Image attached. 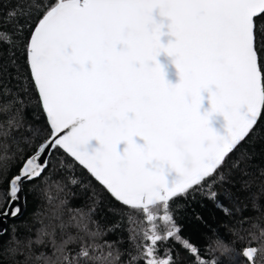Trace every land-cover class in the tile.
<instances>
[{
	"label": "snow or ice",
	"instance_id": "1",
	"mask_svg": "<svg viewBox=\"0 0 264 264\" xmlns=\"http://www.w3.org/2000/svg\"><path fill=\"white\" fill-rule=\"evenodd\" d=\"M154 11L167 19V35L174 38L167 43L161 42L165 25L154 19ZM6 35L0 30V39ZM262 51L264 0H57L32 28L26 44L32 82L52 134L33 154L24 156L18 147L20 166L11 176L0 162V207L7 205L0 210V221L21 214L25 185L43 176L50 164L47 157L58 150L78 161L124 206L142 210L147 220L155 218L154 208L166 205L171 213L174 199L211 187L209 181L216 182L234 151H241L231 165L240 172L235 182L246 188L249 181L243 177L249 173L236 164L247 158L242 144L264 119ZM161 53L177 69L175 84L165 79L157 62ZM7 74V66L0 63V93L12 95L6 101L12 105L15 93L4 86ZM203 92L208 93L209 108L201 113ZM217 114L225 121L223 135L210 126ZM137 137L142 144L136 143ZM93 139L99 146L89 152L84 146ZM121 143L125 147L118 151ZM224 196L238 201L231 191L225 190ZM210 197L218 193L212 191ZM75 220L61 221L66 239L58 245L53 241L55 259L45 257L44 264L101 259L94 255L98 246L66 231ZM76 227L94 235L82 222ZM172 229L163 235L155 226L151 234L145 230L132 260L182 264L171 249L160 255V244L175 240L196 264H231L228 248L209 260L182 237L174 218ZM6 231L0 229V236ZM77 241L79 249L70 257L67 245ZM256 251L245 248L244 255L252 261Z\"/></svg>",
	"mask_w": 264,
	"mask_h": 264
},
{
	"label": "trees",
	"instance_id": "2",
	"mask_svg": "<svg viewBox=\"0 0 264 264\" xmlns=\"http://www.w3.org/2000/svg\"><path fill=\"white\" fill-rule=\"evenodd\" d=\"M55 3L57 0H0V30L7 33L0 39V63L8 70L4 86L15 93L12 105L6 104L13 99L12 95L0 93V162L10 168L8 176L20 166L18 147L24 156L32 154L52 133L32 82L26 44L32 28ZM261 57L264 58V51ZM13 138L17 143H13ZM242 151L248 155L236 164V169L244 167L249 173L243 177L249 181L246 188L235 182L240 179V172L231 165L240 159L241 151H234L229 165L217 174L216 182L209 181L211 187L205 185L195 193L174 199L171 213L166 205H160L158 210L154 208L153 220H147L142 210L124 206L112 197L86 168L63 150L52 151L43 176L25 185L24 212L18 218L7 220V231L0 236V264H44L45 257L55 259L53 241L58 245L66 239L59 225L61 221L68 223L73 216L76 220L66 231L85 236L87 243L98 246L94 255L101 259L89 264H143L132 260V256H138L137 245L143 239V232L148 230L151 234L154 226L162 235L169 229L175 232L172 218L181 229L182 237L197 246L202 257L211 260L228 248L233 256L231 264H264V119L242 144ZM225 190L235 193L238 201L226 199ZM212 191L218 193L217 198L210 197ZM221 204L223 207L218 206ZM77 221L94 235L87 236L78 229ZM246 247L257 250L252 261L244 255ZM78 249L79 241L67 245L70 257ZM169 249L179 253L182 264H196L194 257L183 250L181 242L161 243L160 255L163 257Z\"/></svg>",
	"mask_w": 264,
	"mask_h": 264
},
{
	"label": "water",
	"instance_id": "3",
	"mask_svg": "<svg viewBox=\"0 0 264 264\" xmlns=\"http://www.w3.org/2000/svg\"><path fill=\"white\" fill-rule=\"evenodd\" d=\"M153 17L157 22L163 23L165 25V27H163L161 29V31L163 33H165L164 35L161 36V42L167 43L169 40L174 39L173 37H170L169 35H167V27H166L167 19L160 17L158 14V11H154ZM156 59H157V62L162 66L165 79L171 84L177 83L179 80V77L177 74V69L175 68V65L172 63V58L167 56L166 54L161 53ZM201 95H202L203 99L201 101L200 111H201V113H203V112L207 111L209 108L208 93L203 92ZM210 126L217 132V134L223 135L225 133V121H224L223 116H221V115L217 114V115L212 116L210 118ZM134 139H135L136 143H138V144L143 143V140L139 137L134 138ZM98 146H99L98 142L93 139V140H90L88 142V144L85 145L84 147L86 148L87 151L91 152L94 149H96ZM124 147H125V145L123 143H121L120 145L117 146V150L122 151ZM47 158H49V156ZM20 206H21V210H22L21 214L17 217H9L6 220L0 221V229L6 228L8 219L18 218L22 215V213L24 212V209H25V202H22ZM6 207H7V205H6ZM246 248H253V247H246ZM243 252H244V250H243Z\"/></svg>",
	"mask_w": 264,
	"mask_h": 264
}]
</instances>
